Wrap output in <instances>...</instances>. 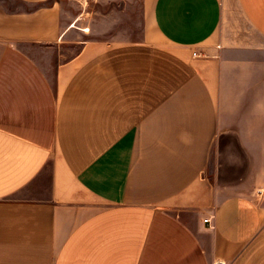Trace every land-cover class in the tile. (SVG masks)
Listing matches in <instances>:
<instances>
[{"label":"crops","instance_id":"crops-1","mask_svg":"<svg viewBox=\"0 0 264 264\" xmlns=\"http://www.w3.org/2000/svg\"><path fill=\"white\" fill-rule=\"evenodd\" d=\"M62 1L0 0V264H264V0Z\"/></svg>","mask_w":264,"mask_h":264},{"label":"rangeland","instance_id":"rangeland-1","mask_svg":"<svg viewBox=\"0 0 264 264\" xmlns=\"http://www.w3.org/2000/svg\"><path fill=\"white\" fill-rule=\"evenodd\" d=\"M53 1V0H52ZM63 10V16L68 17L72 20V16H76L79 26L86 27L87 29H100L101 28V11L108 9H113L116 7L115 4H110L101 0H91L88 3L77 2L74 0L62 1L60 3ZM89 34L84 38L87 39H97L100 38L97 34L93 32H88ZM80 37L79 34H75V39ZM68 54V53H67ZM207 175L209 176V169L207 170Z\"/></svg>","mask_w":264,"mask_h":264},{"label":"built area","instance_id":"built-area-1","mask_svg":"<svg viewBox=\"0 0 264 264\" xmlns=\"http://www.w3.org/2000/svg\"><path fill=\"white\" fill-rule=\"evenodd\" d=\"M193 56H196V54H193ZM205 222H206V221H205ZM215 264H223V263L218 262V263H215Z\"/></svg>","mask_w":264,"mask_h":264}]
</instances>
